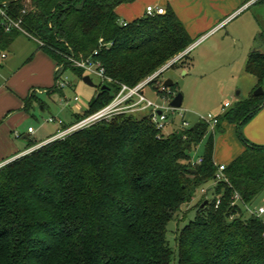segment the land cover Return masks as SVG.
I'll return each instance as SVG.
<instances>
[{"label":"trees","instance_id":"trees-1","mask_svg":"<svg viewBox=\"0 0 264 264\" xmlns=\"http://www.w3.org/2000/svg\"><path fill=\"white\" fill-rule=\"evenodd\" d=\"M122 1L0 0L3 17L20 28L4 30L0 15V51L23 34L54 65L80 78L83 70L67 57L98 61L111 80L98 85L109 89L95 91L87 108L73 115L78 120L107 104L118 84L135 85L193 41L168 7L121 25L114 8ZM175 62L169 66L185 63ZM245 70L257 87L264 53L252 51ZM29 95L23 108L37 101ZM263 99L250 93L235 101L217 116L215 130L221 121L238 129ZM237 135L244 149L224 165L226 181L215 183L204 204L200 196L192 219L175 231L173 264H264V221L242 208L264 190V145ZM201 141L195 162L189 150ZM212 149L213 133L202 121L164 134L147 115L119 113L14 157L0 165V264H169L166 223L212 180ZM233 192L240 200L230 204Z\"/></svg>","mask_w":264,"mask_h":264},{"label":"rangeland","instance_id":"rangeland-1","mask_svg":"<svg viewBox=\"0 0 264 264\" xmlns=\"http://www.w3.org/2000/svg\"><path fill=\"white\" fill-rule=\"evenodd\" d=\"M256 6L259 7L258 4L250 7V11L248 10L236 18L234 23L241 21L244 17H251V14L255 13L258 20L264 23V7L261 10L258 8L255 10ZM29 48L26 41L16 39L10 50L6 52V57L0 61V105L3 106L0 114V139L4 137L5 142H10L15 148L14 151L25 148L26 144L19 134H25L27 126L33 129V132L28 136L29 138L34 137L35 145H37L39 143L37 141L60 129V125L56 127V119L63 120L65 125L75 121L73 115L81 114L87 108L89 99L98 90L99 79L94 74H88L93 85H87L69 70H66L68 85L55 88L54 92H47L46 89L41 90L40 88H44V86L51 87L53 85V65L49 58L39 53L33 54L30 60L25 61L30 52ZM181 59L183 60V58L175 60V63ZM172 67L175 66L158 72L154 82L142 87V94L146 99L162 105H167L169 98L176 91L180 92L181 104L178 108L161 109L166 116V126L163 129L165 133L178 128L181 119L193 124L197 121V114H222L232 107L234 101L231 97L237 98L235 92L240 91L241 96H245L247 90H251L248 87L249 84L246 83L245 76L236 77L229 69H222V65L216 68L218 70L214 69L209 75L207 74L208 77L204 74L198 75L199 71L194 68H189L186 74H182L181 71L174 70ZM167 76L171 77L169 78L173 81V86L160 89L159 82L161 83ZM258 86L263 90L262 82ZM32 88L34 89L30 90ZM254 89L248 92L252 94ZM157 91H161L162 94ZM169 91L171 94L168 95ZM28 95L37 98V103H44V106L40 105L43 109L40 110L39 104L35 101H30L22 109L24 99ZM73 96H76V100H72ZM225 101L230 106L220 111V107ZM150 109L151 106H148L134 112L133 115L136 117L146 115ZM48 117H53V121L45 122ZM216 135L215 131L213 137ZM4 141L0 140V146L4 145ZM201 150L202 141L189 150L191 159L199 155ZM6 160L0 161V165ZM207 195H210L208 191ZM199 198L200 192L197 188L190 200L181 204L175 216L166 223L165 239L172 249L169 264L175 262V250H173L175 231L192 219L195 212L194 204L197 201L195 199ZM252 203H260L264 206V190L256 196ZM262 217L264 218V214Z\"/></svg>","mask_w":264,"mask_h":264},{"label":"crops","instance_id":"crops-1","mask_svg":"<svg viewBox=\"0 0 264 264\" xmlns=\"http://www.w3.org/2000/svg\"><path fill=\"white\" fill-rule=\"evenodd\" d=\"M257 4L259 7L256 6V9L254 8L255 10L257 8L261 10L264 7V2H257V0H124L114 8V11L119 21L128 22L143 16L146 5H157L164 9L168 7L179 20L188 36L193 39L191 43L195 42L182 57L185 61L184 65L182 67H172L174 70L186 74L189 68H194L199 71L197 73L198 75L204 74L208 77L211 71L222 65V69H229L236 77L245 76L246 83L249 84L248 87L252 90L255 86V77L245 70V63L248 55L252 51L264 53V23L258 20L256 13L251 14V17H244L236 23H234V20L244 12L250 11V7ZM16 39H22L30 46V52L26 56L25 61L30 60L33 54L39 53L49 58L54 66L53 59L45 52L37 49L36 42L23 34H17L9 46L5 50H2L5 53L2 59L6 57V52L10 50ZM260 82H262V91L264 93V74ZM46 88L44 86V88L40 89L43 90ZM251 90H247L246 95L244 94L245 96H241L240 91L235 92L237 98L231 97V99L234 102L244 99L249 95L250 92L248 91ZM29 91L28 94L30 93ZM40 105L44 106V103ZM41 106L40 110L43 109ZM21 108L23 109V105ZM2 110L3 106L0 105V114ZM61 122L64 123L63 120ZM188 125L191 124L188 123ZM215 131L217 135L213 137L212 149V162L214 165H226L243 151L244 145L237 135L238 132L247 143L264 145V99L257 110L238 129L233 123L221 121L219 129L213 131V136L215 135ZM32 132L33 129L31 128V132L26 131L25 134H19V137L25 143L29 139L35 141L34 137L29 138L28 136ZM53 134L37 142L42 143ZM0 140L4 141V137ZM26 149L23 147L20 150L14 151L15 148L11 143L4 141V145L1 144L0 146V161L14 157ZM197 156L193 159L196 160ZM201 187L205 188L206 193L207 191L210 192L207 189L212 187V182L208 181L201 185ZM247 205L250 208L261 206L263 212L259 217L264 221L262 217L264 214V206L262 204H253L251 202ZM244 212V214H247L246 211Z\"/></svg>","mask_w":264,"mask_h":264},{"label":"built area","instance_id":"built-area-1","mask_svg":"<svg viewBox=\"0 0 264 264\" xmlns=\"http://www.w3.org/2000/svg\"><path fill=\"white\" fill-rule=\"evenodd\" d=\"M163 12H164V8L161 6H157V5H146L144 8V13L146 15L162 14ZM0 15L2 16V24L4 26V30L7 31L10 26L16 27L17 29L20 30V28L17 25V21H11L10 19L3 17V12L1 9H0ZM119 23L121 25H125L126 22L125 21H119ZM194 43L195 42L187 45L181 52H179L175 57H173L171 60H169L162 67H164L165 65H170L172 62H174L175 60H177L181 56L185 55ZM107 44H109V43H106V45ZM95 52H96V50L93 51V53H95ZM4 56H5V53L3 51H0V59H2ZM66 59L70 65L77 67V68H81L83 70L84 74H87V75L89 73L94 74L96 77H98L99 81H104V82L111 81L109 77L105 76L103 68L100 66L99 62L95 61V60H91L89 56L84 58V59H74V58L69 56ZM161 68H159L156 72H154L150 76H148V77L144 78L143 80L137 82L133 86H126L125 84H122V83L118 84V86H119L118 90L116 91L114 96L111 98V100L107 104H105L102 107H100L99 109L79 118L78 120L73 121L72 123L68 124V126H66L65 128L60 127L59 130L54 132V134L51 135L49 138H47L44 142L52 140L54 138L63 137L65 134H67L73 130L87 126L88 124H90L94 121H97L100 119L108 120L113 115H116L119 113H134V112L140 111L142 109H145L148 106H151L149 113L146 114L148 116V121L150 122V124L153 126V128L155 130H157L158 132H161V133H165L163 131V129L166 126V122H165L166 116L162 112L161 109L162 108L175 109V108H171L168 105H162V104L154 103V102L150 101L149 99H146L142 94V87L144 85H146L147 81L149 79H151L153 76H155ZM53 77H54L53 85L57 89L62 88L63 86H66L69 84L67 81L66 69L63 70L61 67V64H55L53 66ZM159 87H160V89H162L161 86H159ZM72 100H76V96H73ZM228 104H229L228 102H224L222 104V106L220 107V111H222L223 108L228 107ZM157 111H159V113H157ZM218 115H219V113L218 114L207 113L205 115L197 114L196 116H197V121L204 122L206 124L207 131L213 133V131L215 130V125L217 123V116ZM51 121H53V117H48L45 120V122H51ZM55 121L58 124V126L62 124L60 119H57ZM187 126H189L188 122L186 120L181 119V122H180L179 126H177V127L181 128V127H187ZM26 131L31 132V128L27 127ZM44 142H42V143H44ZM39 144L29 147L24 152H22L18 155H21L23 153L30 151L31 149L37 147ZM18 155L14 156V157H17ZM12 158L13 157L8 158L6 161L11 160ZM199 161H200V158L197 157L195 162H199ZM223 168H224L223 164L215 165V170H214L212 180H211L212 187L218 181H226L224 173H223ZM212 187L207 189V190H210V192H209L210 195H207L204 187L199 188L200 196H204V199L206 201H207V198L211 197ZM239 200L240 199H239L238 193L233 192L231 195L230 204L236 203ZM218 203H219L218 195H215L213 205L216 206ZM242 208L244 209V211H246L247 214L253 215L255 217H259V215L263 212V208L261 206H257L256 208H250L247 204H242ZM261 235H262V237H264V232H262Z\"/></svg>","mask_w":264,"mask_h":264},{"label":"water","instance_id":"water-1","mask_svg":"<svg viewBox=\"0 0 264 264\" xmlns=\"http://www.w3.org/2000/svg\"><path fill=\"white\" fill-rule=\"evenodd\" d=\"M167 67H169V65H165V66L162 67L158 72H161L162 70L166 69ZM158 72H157V73H158ZM81 80H82V82H84V83L87 84V85H93V83L91 82V80H90V78H89V76H88L87 74L82 75ZM171 85H172V80H171L169 77L163 79V80L161 81V83H160L161 88L170 87ZM97 87H98V90H99V91H101V90H108V89H109L104 83L99 84ZM252 94H253V95H262V94H264V93H263L262 89H261L259 86H257V87H255V89L253 90ZM180 104H181V94H180L179 91H176V92H175V93L169 98V100H168V102H167V105H168L169 107H171V108H178V107L180 106ZM157 113H159V111H157ZM40 144H43V143H40ZM40 144H39V145H40ZM39 145H38V146H39ZM18 156H19V155H18ZM13 158H14V157H13ZM13 158H12V159H13ZM205 202H206V200L204 199V200L202 201L201 204H204Z\"/></svg>","mask_w":264,"mask_h":264}]
</instances>
